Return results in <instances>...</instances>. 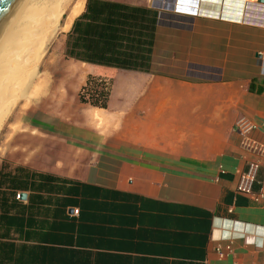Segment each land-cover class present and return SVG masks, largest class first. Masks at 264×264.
I'll use <instances>...</instances> for the list:
<instances>
[{
  "label": "crops",
  "instance_id": "0c3cea01",
  "mask_svg": "<svg viewBox=\"0 0 264 264\" xmlns=\"http://www.w3.org/2000/svg\"><path fill=\"white\" fill-rule=\"evenodd\" d=\"M240 1L128 2L158 9L148 70L106 69V108L50 123L65 143L0 158V264H264L234 127L264 143V1Z\"/></svg>",
  "mask_w": 264,
  "mask_h": 264
},
{
  "label": "rangeland",
  "instance_id": "374dc122",
  "mask_svg": "<svg viewBox=\"0 0 264 264\" xmlns=\"http://www.w3.org/2000/svg\"><path fill=\"white\" fill-rule=\"evenodd\" d=\"M75 1L70 0L69 5L64 8V16L68 14ZM118 1L152 5L154 0ZM259 2L262 1L257 0L258 4H260ZM84 3L85 0H83L80 12L83 10ZM240 5L242 10H246L244 0L240 1ZM261 9L263 10V8ZM23 10L18 11L19 16L17 13V19L15 18L12 25L14 27L11 26L12 30L9 33L19 32L16 30L20 25L15 26V23H19L23 19H21V14L26 13ZM41 13H44V10ZM244 15L247 19L246 12ZM69 29L62 30L60 26L56 27L50 31L39 48L36 47L39 44L38 41L36 42L38 38L35 35L36 39L27 37L21 31L19 32L21 35L18 33L20 37L17 34V38L20 39L22 36L21 39H24L26 36L28 39H25L22 46L12 48L10 53L1 57L0 158L13 160L18 157V159L28 161L34 152L30 149L31 147H40L42 144L51 146L58 142L65 143L66 138H59L58 133L53 132L54 130L49 131V128L52 127L49 126L50 123L60 120L62 123L70 124L73 118L78 119L86 110L93 107L78 100V93L87 81V65L64 55L66 32ZM9 36L5 37L9 38V41L5 39L7 44L4 40L0 43L2 48L4 45H10L12 36ZM37 37L39 36L37 35ZM35 48H37V52L33 51ZM41 120L48 125L42 128L39 125Z\"/></svg>",
  "mask_w": 264,
  "mask_h": 264
},
{
  "label": "trees",
  "instance_id": "16d2710c",
  "mask_svg": "<svg viewBox=\"0 0 264 264\" xmlns=\"http://www.w3.org/2000/svg\"><path fill=\"white\" fill-rule=\"evenodd\" d=\"M156 19L157 10L151 7L85 0L64 43V55L88 67L86 84L78 93L81 103L107 107L111 79L102 76L106 69L148 70Z\"/></svg>",
  "mask_w": 264,
  "mask_h": 264
},
{
  "label": "bare ground",
  "instance_id": "6f19581e",
  "mask_svg": "<svg viewBox=\"0 0 264 264\" xmlns=\"http://www.w3.org/2000/svg\"><path fill=\"white\" fill-rule=\"evenodd\" d=\"M158 0H155V2ZM161 1V0H160ZM179 1H184V0H179ZM257 0H248V2H256ZM70 0H18L17 3L14 6L13 11L11 12V15L9 18L6 20L5 24L2 26L0 30V43L4 40L6 42L9 41L6 39L8 35L9 37L12 36V40H10V45H4L2 48L0 46V59L1 57L6 55V53H10V50L12 48H19L20 46L23 45V42L25 39L29 37H34V39L38 38L36 42L38 41V45H36L37 48L41 47L43 40L50 34V31L54 30L56 27L60 26L62 30H67L70 27V24L72 22V19L80 12L82 5H83V0H76L74 5H72L70 11L68 14L64 16L63 10L64 8L69 5ZM169 1L165 2L168 3ZM178 3V2H177ZM178 7L184 8L186 12H193L194 10L197 9L199 5V0H197L196 6H188L185 4H176ZM176 5L172 6L173 8L176 7ZM166 8L163 5H160V7ZM24 9V13L21 14V22L15 23V26L20 25L16 31H19L26 35L24 39H19L17 38L19 34L18 33H9L12 29L11 26L14 24L15 18L17 19L16 15L20 10ZM44 10V13H41ZM41 11V12H40ZM19 16V13L18 15ZM20 18V17H19ZM18 18V20H19ZM23 21V22H22ZM17 22V21H16ZM14 27V26H12ZM16 28V27H15ZM14 28V29H15ZM43 31V32H40ZM15 32V31H14ZM25 32V33H24ZM37 32V33H35ZM8 34V35H7ZM18 34V35H17ZM21 35V34H20ZM19 35V37H20ZM36 38H35V36ZM37 35L39 37H37ZM7 36V37H6ZM6 37V38H5ZM6 39V40H5ZM28 39V38H27ZM35 42V41H34ZM7 44V42L5 43ZM37 48L35 50L37 52ZM31 52V51H30ZM10 55V54H9ZM32 55H34L32 53ZM31 56V55H30ZM9 58V57H8ZM35 61V60H34ZM1 68V67H0ZM0 107V111H1Z\"/></svg>",
  "mask_w": 264,
  "mask_h": 264
},
{
  "label": "built area",
  "instance_id": "2783aa9c",
  "mask_svg": "<svg viewBox=\"0 0 264 264\" xmlns=\"http://www.w3.org/2000/svg\"><path fill=\"white\" fill-rule=\"evenodd\" d=\"M173 10L175 12L185 14L197 13L196 10L191 13L186 12L184 8L178 7V5H176ZM234 127L240 136L241 148L254 155V158L247 162L246 169L239 176L238 183L236 185V193L250 196L256 204L264 207V191L259 190L256 192L253 189V184L256 181L258 171L261 167L264 169V162H262V159L264 160V143L251 137V132L257 126L256 123L245 116H240L235 121ZM17 197H19V194H17ZM74 211L77 212V209ZM225 249L230 251V245L227 244ZM216 251L220 256H223L224 252L220 246L216 247Z\"/></svg>",
  "mask_w": 264,
  "mask_h": 264
},
{
  "label": "water",
  "instance_id": "95a60500",
  "mask_svg": "<svg viewBox=\"0 0 264 264\" xmlns=\"http://www.w3.org/2000/svg\"><path fill=\"white\" fill-rule=\"evenodd\" d=\"M18 0H0V30L11 15ZM264 1V0H260Z\"/></svg>",
  "mask_w": 264,
  "mask_h": 264
}]
</instances>
